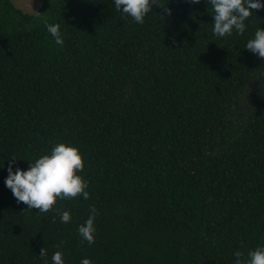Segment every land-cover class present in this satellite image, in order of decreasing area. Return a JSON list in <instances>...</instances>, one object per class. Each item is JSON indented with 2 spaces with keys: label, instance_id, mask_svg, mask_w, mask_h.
<instances>
[{
  "label": "trees",
  "instance_id": "trees-1",
  "mask_svg": "<svg viewBox=\"0 0 264 264\" xmlns=\"http://www.w3.org/2000/svg\"><path fill=\"white\" fill-rule=\"evenodd\" d=\"M42 1L29 15L0 0V264H44L41 250L48 264L56 251L65 264H245L264 245V58L244 48L264 8L221 38L207 0H156L143 24L113 0ZM59 142L79 149L88 199L17 203L8 165ZM92 207L89 244L77 228Z\"/></svg>",
  "mask_w": 264,
  "mask_h": 264
},
{
  "label": "clouds",
  "instance_id": "clouds-1",
  "mask_svg": "<svg viewBox=\"0 0 264 264\" xmlns=\"http://www.w3.org/2000/svg\"><path fill=\"white\" fill-rule=\"evenodd\" d=\"M113 2L117 11L130 16L134 22L143 24L146 14L151 11V5L155 4L156 0H151V3L150 0H113ZM190 2L199 4L201 0H190ZM207 2L212 7V31L221 38L231 36L233 31L243 34L246 30L245 21L253 14L250 10L264 8V0H207ZM46 28L56 43L63 42L58 24H49ZM244 48L259 58H264V29L259 27ZM28 162L29 167L26 170H22L19 166L13 170L12 164L7 167L8 174L4 183L11 190L17 203L23 202L28 208L47 212L56 204L57 198L70 199L82 196L83 199H88L87 181L78 174L82 172L84 163L76 146L65 142L55 143L48 152L36 158L34 162ZM96 214L95 207L90 208V215L77 228L80 237L89 244L94 242ZM60 220L62 223H69L70 212L63 211ZM46 255V252L41 250L40 256L45 258L44 264H48ZM235 256L239 262L240 253H235ZM51 264H65L62 252L53 253ZM81 264H91V261L84 258ZM245 264H264V245L251 250Z\"/></svg>",
  "mask_w": 264,
  "mask_h": 264
},
{
  "label": "rangeland",
  "instance_id": "rangeland-1",
  "mask_svg": "<svg viewBox=\"0 0 264 264\" xmlns=\"http://www.w3.org/2000/svg\"><path fill=\"white\" fill-rule=\"evenodd\" d=\"M14 5L29 15H38L42 0H12Z\"/></svg>",
  "mask_w": 264,
  "mask_h": 264
}]
</instances>
